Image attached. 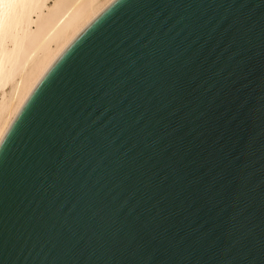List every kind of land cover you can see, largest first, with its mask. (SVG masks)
I'll list each match as a JSON object with an SVG mask.
<instances>
[{
	"label": "water",
	"instance_id": "water-1",
	"mask_svg": "<svg viewBox=\"0 0 264 264\" xmlns=\"http://www.w3.org/2000/svg\"><path fill=\"white\" fill-rule=\"evenodd\" d=\"M264 0H115L0 145V264H264Z\"/></svg>",
	"mask_w": 264,
	"mask_h": 264
},
{
	"label": "bare ground",
	"instance_id": "bare-ground-1",
	"mask_svg": "<svg viewBox=\"0 0 264 264\" xmlns=\"http://www.w3.org/2000/svg\"><path fill=\"white\" fill-rule=\"evenodd\" d=\"M115 0H20L0 7V145L49 69Z\"/></svg>",
	"mask_w": 264,
	"mask_h": 264
},
{
	"label": "snow or ice",
	"instance_id": "snow-or-ice-1",
	"mask_svg": "<svg viewBox=\"0 0 264 264\" xmlns=\"http://www.w3.org/2000/svg\"><path fill=\"white\" fill-rule=\"evenodd\" d=\"M18 2H20V0H0V7H2L4 4H14ZM260 24L262 34H264V16L261 17Z\"/></svg>",
	"mask_w": 264,
	"mask_h": 264
}]
</instances>
